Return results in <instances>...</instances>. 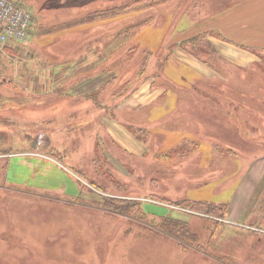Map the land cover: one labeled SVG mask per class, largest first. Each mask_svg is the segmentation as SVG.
<instances>
[{"label": "rangeland", "instance_id": "rangeland-1", "mask_svg": "<svg viewBox=\"0 0 264 264\" xmlns=\"http://www.w3.org/2000/svg\"><path fill=\"white\" fill-rule=\"evenodd\" d=\"M15 1L33 22L0 49V264H264V47L186 35L228 0L86 22L134 0Z\"/></svg>", "mask_w": 264, "mask_h": 264}, {"label": "crops", "instance_id": "crops-1", "mask_svg": "<svg viewBox=\"0 0 264 264\" xmlns=\"http://www.w3.org/2000/svg\"><path fill=\"white\" fill-rule=\"evenodd\" d=\"M228 2V9H226L223 13L205 21L199 27H192L190 33L186 35L190 36L191 34L192 36L196 35L197 33H204L208 30H217L234 42L264 47V0H228ZM207 24H211V26L205 27ZM201 26L204 28L200 29L201 32H198L197 28H200ZM80 31L84 32L83 29H80ZM183 39L184 38H179L177 42H180ZM214 44L216 45L218 51H223L226 56L232 57L239 65L242 64L240 65L241 67L247 64V61H251L252 63L257 62L258 57H256L255 54L243 51L240 48L234 46L232 43L216 40ZM92 63L95 64L96 61L92 60L91 63L86 64L83 67L88 68ZM209 97L203 98L211 100V97L208 99ZM195 100L197 99L191 96L190 101H193L192 103H194ZM212 100L216 101L218 99L213 97ZM195 104L199 105V103L196 102ZM194 122L196 123L199 121L196 120ZM238 128L239 126H237V130ZM192 132V130H189V134ZM191 158L194 159L196 156L194 155ZM207 176L208 175H206L204 178L206 179ZM193 180H195V177L191 178V181Z\"/></svg>", "mask_w": 264, "mask_h": 264}, {"label": "trees", "instance_id": "trees-1", "mask_svg": "<svg viewBox=\"0 0 264 264\" xmlns=\"http://www.w3.org/2000/svg\"><path fill=\"white\" fill-rule=\"evenodd\" d=\"M164 1L165 0H134L131 3L123 5L122 7H112V8H107L106 10H100V11L89 13L82 20L86 22V21H94V20H99V19L121 17V16H124V15L129 14V13L131 14L133 12H137V11L146 9L148 6H152V5L164 2ZM74 24H75L74 22H71L68 24V27L72 28L73 26H75ZM60 26H67V24H62ZM68 27H66V28H68ZM150 58H151V53H148L145 61L143 62V65H142V69H141L142 74H144L146 72L148 65H149ZM94 95H96V94L93 93V96ZM130 130H131V132L138 135L140 137V140L143 138V136L139 135L138 133L139 132L140 133H146V129H144V128L130 127ZM194 145L198 146L199 141H196V142L192 141L191 143L189 142L187 144L183 143L179 147L172 149L169 152H167L165 154V156H169L172 154L174 155V154L179 153L178 156L185 157V156H187V153L192 150ZM218 148L221 150V152H223L225 154L236 155V152L232 149L225 148L224 146H220V145H218ZM195 203H200L201 206L208 208L210 211L209 213H211V212L215 213L217 211L221 212L220 215L223 214L224 210L227 208V205H228V204L208 205L207 204L208 202H195ZM163 224H165V226H167L171 230L179 231L181 233H184L185 235H189L192 233L190 228H189V224L187 222L186 223L181 222L178 219L168 217L167 219H165Z\"/></svg>", "mask_w": 264, "mask_h": 264}, {"label": "built area", "instance_id": "built-area-1", "mask_svg": "<svg viewBox=\"0 0 264 264\" xmlns=\"http://www.w3.org/2000/svg\"><path fill=\"white\" fill-rule=\"evenodd\" d=\"M32 12L15 0H0V49L29 39Z\"/></svg>", "mask_w": 264, "mask_h": 264}, {"label": "bare ground", "instance_id": "bare-ground-1", "mask_svg": "<svg viewBox=\"0 0 264 264\" xmlns=\"http://www.w3.org/2000/svg\"><path fill=\"white\" fill-rule=\"evenodd\" d=\"M213 113H214V112H213ZM223 113H224V112H218V113H215V114H217L218 117H221V118H222V116H225ZM225 117H227V116H225ZM231 120H235V119H231ZM234 122H235V121H234Z\"/></svg>", "mask_w": 264, "mask_h": 264}]
</instances>
